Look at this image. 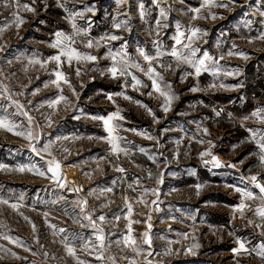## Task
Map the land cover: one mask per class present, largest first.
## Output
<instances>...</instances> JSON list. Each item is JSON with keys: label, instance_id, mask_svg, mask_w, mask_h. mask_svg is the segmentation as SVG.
I'll return each instance as SVG.
<instances>
[{"label": "rangeland", "instance_id": "obj_1", "mask_svg": "<svg viewBox=\"0 0 264 264\" xmlns=\"http://www.w3.org/2000/svg\"><path fill=\"white\" fill-rule=\"evenodd\" d=\"M60 2L64 7L58 6L57 0H36L35 4L33 0H20L21 4L28 3L35 8L34 12H29L18 10L14 0H0V118L26 128L27 118L12 103L17 101L24 105L34 123L41 125L42 142L56 141L58 136L69 138L56 141L52 149L63 165V175L69 182L66 188L27 172L0 170V200L21 205L18 210H13L0 203V235H9L12 240H19L24 247L31 249L26 252L24 247L0 239V264H77L64 250L61 243L64 235L73 239L77 256L86 264H130V261H135V264H264L255 252L239 255L232 252L237 247V239L245 241L250 248L264 243L260 229L254 227L257 223L264 224L254 215L261 201H245L251 205V210H246L241 218L234 212V206L242 199L240 193L228 197V192L214 182L201 183L203 187L197 193L196 185L184 176L174 177L172 172L173 166L178 169L184 162L195 164L200 159L199 153L209 148L208 143L196 142L203 139L214 145L212 153L218 149L223 157L237 161L245 173L258 174L264 182V166L259 163L258 148L252 145L251 133L246 131V128L253 129L259 136L264 133V124L255 118L245 121L243 138L241 127L242 117L257 108H264V38H260L264 34V15H261L264 0H236L229 8H201V16H207L211 11L217 14V19L196 20L192 19L193 13L189 10L200 8L202 0H159V7L154 0H128L120 5L117 0ZM85 6H94L95 11L88 12ZM161 8L165 10L167 19L161 20L157 36L156 19ZM70 12H83V17L76 18V24L88 29L87 36L74 37L73 47L99 59L96 62L73 60L69 64L62 57L60 70L74 86L76 95L67 84L61 83L62 94L70 103L62 101L53 114L47 103L61 92L56 85L45 84L55 79L52 70L56 64L49 62L41 67L29 61H46L56 54L57 49L49 46L55 40V32L73 35L67 19ZM14 14L24 20L19 28ZM114 17L117 21H127L128 29H113ZM177 24L181 25V30H186L189 25L199 27L202 32L192 44L198 49L197 58H202L207 52L218 64L207 61L209 71L197 77L187 65L177 67L172 57L163 56V63L171 64L172 70H157L165 81L171 83L177 97L168 113L161 110L162 98L158 94H147L151 90V81L142 72L131 69L148 86L139 87V90L133 89L131 77H127L128 83L122 87L124 78L113 79L107 72L101 74L112 63L106 56L109 49L112 53L126 52L131 61L139 63L146 71L148 65L138 55L137 49L155 56L157 44L154 42H158L162 51H170L175 42ZM105 33H114L122 39L109 41L108 48L85 47L89 38L97 39ZM229 51L242 52L246 58L238 54L228 55ZM77 67L81 69L79 76L76 75ZM217 67L220 71L214 76L212 70ZM93 68L98 70L92 71ZM225 72L233 75H225ZM185 73L192 74L186 75L182 82L181 76ZM211 84L216 87H209ZM192 87L199 90L192 92ZM121 91L132 99L115 96V103L107 99L106 94ZM137 101L151 108L160 122L155 123ZM117 110L124 117L118 121L122 125L119 135L126 138L122 146L129 149V156L112 154L105 140L96 139L106 136V133L101 121L89 118L107 116ZM216 112L220 115L217 116ZM49 114L53 121L51 127H47L44 120V116ZM74 116L80 118L74 119ZM203 128H207L211 135L204 136ZM124 129L146 132L156 139L148 140ZM226 133H231L233 140L224 148L222 138ZM156 140H159V146ZM65 148L68 152L64 151ZM139 148H143L144 153ZM175 153H179L176 158ZM0 163L11 168L19 164L46 168L44 162L29 150L28 141L4 130H0ZM113 164L126 171L117 172ZM149 172L152 178L148 177ZM161 173L164 178L162 184L157 182ZM108 187H112L113 192L102 191ZM72 188L82 191H70ZM144 189L157 190L159 197L151 192L145 193ZM243 189L248 190L247 187ZM125 196L133 207L130 219L142 222L132 224V235L141 245L139 255L123 241L128 225L124 219L128 215ZM141 197L144 203L140 202ZM77 200L88 202L86 213L80 212ZM154 200L156 204L152 203ZM44 212L50 214L48 219L56 226L57 232L59 228L67 232L54 235V230L44 223ZM85 214H91L105 234L103 260L95 259L99 242L95 239L94 230L90 226L81 227V223L88 225V221L82 218ZM99 215L105 216L103 223L96 219ZM117 216L120 217L118 221L115 219ZM25 217L36 224V233ZM249 220L253 221L252 225L248 224ZM146 222L151 223V248L142 243V234L148 230ZM86 242L89 243L88 248L83 247ZM13 252L20 259L11 255ZM33 252L37 254L33 255ZM45 252L47 257L43 255ZM149 252L152 255H148Z\"/></svg>", "mask_w": 264, "mask_h": 264}, {"label": "snow or ice", "instance_id": "obj_2", "mask_svg": "<svg viewBox=\"0 0 264 264\" xmlns=\"http://www.w3.org/2000/svg\"><path fill=\"white\" fill-rule=\"evenodd\" d=\"M36 0H33V4H35ZM128 0H117V4H124L127 3ZM236 0H202L200 8H192L189 11L193 13L192 19H217V14L214 12H209L207 16H201V8H229L231 5L235 4ZM154 3L157 4L159 7V0H154ZM14 5L15 7L23 10H27L29 12H34L35 8L29 5L28 3H20V0H14ZM57 5L60 7H64V5L60 2V0H57ZM85 10L88 12H94V6L89 7L85 6ZM65 11H68L65 9ZM15 19H16V26L17 28L20 27L22 23H24V20L22 17H20L18 14H14ZM126 15V14H125ZM141 18L144 17V10L143 6L141 5V12H140ZM261 15H264V12L261 13ZM77 17H83V12H70L69 15L67 16V19L69 20L71 27L73 29V35H65L62 31H57L54 33L55 35V40L50 43V47L53 49H57L56 54H53L48 57L46 61H40V60H30L29 63L32 64H40L41 67H44L47 63L49 62H55L56 68L52 70V74L54 75L55 79H52L48 82H46L45 86H47V83H51L56 85L58 89H60L61 83L67 84L71 89L74 95H76V90L74 86L71 85L70 81L66 78L65 73L60 70L61 64H62V57L66 58L69 64L73 60L80 62V61H85V62H96L99 58L96 55H92L90 53H83L77 50L73 45L75 44V36H87L88 35V29L87 28H81L78 27L76 24V18ZM167 16L165 14V10L163 8L160 9V14L159 17L156 19V34L157 36L159 35L158 29L162 26L161 25V20H166ZM113 24L112 27L113 29L119 30L121 28L128 29V22L127 21H117L116 18H113ZM166 26V25H164ZM202 30L195 26V25H189L186 30H181V25L177 24V31L176 35L174 37V44L171 48L170 51H162L161 46L159 45L158 42H154L157 44L156 47V54L155 56L148 54L145 50L138 48L137 53L140 57L143 58V60L147 63L148 67L147 70L145 71L144 68L137 62L131 61L130 58L128 57V54L126 52L120 51L117 53H112L111 50L109 49L108 52L106 53L107 58H109L112 63L110 66L106 67L101 71V74L103 75L105 72H107L111 78L113 79H120L124 78L125 79V84L122 85V87L126 86L128 81L127 77H131V84L134 90H139V87H148L147 85H144L140 79H138L131 69H136L137 71L142 72L150 81H151V86H150V91L147 93L149 96H152L153 93L158 94L159 97L162 98V103L160 104V108L164 113H168L171 111V106L174 100L177 98L175 92L172 89V85L170 82L165 81L163 74L158 71V68H163L165 71H171L172 70V65L167 64L165 65L163 63L162 57L167 55L173 58L175 61L177 67L179 65L184 64L190 67L191 69L194 70L195 76L199 77L202 72H207L209 71L208 64L206 63L209 60H212L213 65H217L218 61L212 59V57L209 56L207 52L203 53L202 58H197V48L192 47L193 42L199 38V35L201 34ZM206 34V33H204ZM260 38H264V34H261ZM122 37L114 34V33H105L104 35L100 36L97 39L89 38L87 40V43L85 44L86 48H108V42L109 41H116V40H121ZM186 41V42H185ZM123 47V46H122ZM187 51H184V50ZM233 54H238L243 58L245 57V54L240 52V53H233L232 51L228 52V55H233ZM220 59H223V56L220 57ZM155 62V66H153ZM92 71L98 70L97 68L91 69ZM219 68H214L212 70V75H217L219 73ZM81 72V69L79 67L76 68V75L79 76ZM192 73H185V75L181 76V81L183 82V79L185 78L186 75H191ZM225 75H233L232 72H225ZM237 75L239 74L238 72L236 73ZM221 87H225V85H220ZM209 87H216L215 84L209 85ZM199 89L197 87H192L190 91L196 92ZM38 91V89L36 90ZM61 94L57 95L54 99L48 101L47 107L49 109L53 110V114L57 110V106L63 101L65 104L70 103L67 97H65L62 94V89H60ZM33 95H35V92H33ZM107 99L113 103H115L114 97L115 96H123L124 99L126 100H131L132 97L126 95L123 91L121 92H116V93H108ZM7 99H11V97H6ZM17 107V109L20 111L22 115H24L27 118L28 125L26 128L17 125L15 122L7 119V118H0V130L7 131L11 133L12 135L22 137L26 141H28V148L29 150L38 156L40 160L44 162V165L46 168H42L40 166H37L36 164H19L15 166L14 168H11L7 164L0 163V170H9V171H15L18 173H30L39 177H43L46 179H49L52 181L54 184H56L60 188H66L68 185V181L65 179L62 168L63 165L60 163L59 160L56 159L52 149L53 145L56 143V141H59L61 139L67 140L69 139L68 137H56V141L49 140L48 142L44 143L42 142V135H41V125L39 123H34V118L29 115L28 111L24 109V105L20 104L17 101H12ZM30 103V102H29ZM138 104H140L139 101H137ZM43 106V105H41ZM141 107H144L150 116H152L153 121L155 123H159V118L156 116V114L153 112L151 108H149L147 105L140 104ZM216 115L219 116L220 112H216ZM229 117L231 118V114H229ZM74 119H79V116H74ZM90 119L93 120H99L102 122L104 131L106 133V136L103 137H96V139H101L105 140L110 147V152L115 155L119 154H124L125 156H129L130 152L129 149L126 147L122 146V142L126 140V138L122 137L119 135V130L122 127L118 123V121H121L124 119V117L120 114L119 110L116 112L110 113L107 116H91L89 117ZM255 118L256 121H258L260 124H264V108H257L254 111H252L248 116H244L241 118V127H245V121ZM44 120L46 121V126L51 127L52 126V119H51V114L44 116ZM125 131H132L135 132L137 135H142L145 139L148 140H154L156 139L152 135L146 133V132H140L136 129H124ZM204 136H210L211 133L207 128L202 129ZM246 131H249L251 133L250 139L255 141L257 148H258V160L261 166H264V133H261L259 136L257 135V132L253 129H247ZM77 139L79 137H76ZM89 139H93V137H89ZM197 143L203 144L206 141L203 139H198L196 141ZM130 143V142H129ZM157 145L159 146V140H156ZM180 141L177 140L176 144L179 145ZM209 144V148L200 152L199 157L202 160L203 164L205 166L211 165L214 168H221V167H235L233 164H228L224 165L213 153H212V142L209 140L207 141ZM65 152H68V149H64ZM139 151L141 153H144L143 148H139ZM179 155V153L174 154V158H176ZM48 157V158H46ZM210 157V159H206ZM102 159H107V157H103ZM149 159H153V157L149 156ZM111 163V161H108ZM155 162V160H154ZM113 167L116 169L117 172L123 173L126 170L122 167H119L115 164H113ZM149 178H152L151 172L148 174ZM250 180L253 182L254 187L259 190L258 194L254 193L253 191H248V190H243L240 188H236L235 191L240 193L242 199L241 202L238 205L234 206V212H237L240 214V217L243 218L245 215L246 210H251V205L247 204L245 201L248 200H256L259 199L261 203L255 208L254 210V215L258 217L260 220L264 221V184H261L258 182V177L253 175L250 177ZM158 183H163V173L160 174V178L157 181ZM197 193H199V190L203 187L200 184H197L196 186ZM129 188H132L131 185H129ZM70 191L73 192H80L82 189L80 188H72L69 189ZM135 191V189H132ZM103 192H108L111 193L113 192L112 187H108L102 190ZM145 193L151 192L153 195L159 197V192L155 189H144ZM125 204L127 205V211L128 215L124 217L125 220L128 221L127 225V235L123 237V241L125 246L132 247L134 251H136L137 255L140 254L141 250V245L138 244L137 240L133 237V228L132 224L133 223H142L141 221H133L130 219L132 212H133V207L132 204L128 201V198L125 196L124 197ZM141 203H144L145 201L143 200V197L140 199ZM0 203L8 205L10 208L13 210H18L19 207L21 206L18 203H10L8 200H0ZM55 203V201H53ZM87 201L86 200H77L76 204L80 208V212L82 214L86 213V206H87ZM153 204H156L157 201H153ZM106 206V205H102ZM44 216V223L51 229H53V234L57 235L60 233H66L67 230L64 228H59L58 232L56 231V226L51 224L48 217L49 213L44 212L42 214ZM83 220L88 221V225H84L81 223V227H86L90 226L95 233V239L99 242L98 246H96L98 250V254L95 256L96 260H103V248L105 247V234L101 228H99L96 224V220L93 219V216L91 214H85L83 215ZM235 218V217H233ZM96 219H98L101 223L105 221V216L104 215H99ZM115 219L118 221L120 219L119 216L115 217ZM151 217L149 216V221ZM25 220L28 221V223L31 224L32 231L33 233H36L37 231V226L36 224L31 221L28 217H25ZM75 222H80V221H75ZM147 223V228L148 230L145 231L143 235V245H147L148 248H151L152 244V237L150 235V230H151V223ZM249 225L253 224V221L249 220L248 221ZM254 227L260 229V234L264 236V224H255ZM115 235V233H113ZM0 239L6 240L9 243L15 244L17 247H24V245L19 241V240H12V238L9 235H0ZM36 242L39 243L38 237L35 238ZM61 243L63 244L64 250L66 254L73 259L77 261V264H86L85 261L80 260L79 257L77 256L76 248L74 247L73 244V239L70 238L67 235L62 236L61 238ZM119 243V241H117ZM237 247L232 249V252L234 255H239L241 253H246V254H252L255 252V254L261 259L264 260V243L260 244L259 246L255 248H250L246 246V242L240 239L236 240ZM197 245H194V247ZM83 247L88 248L89 243H84ZM24 251H31V249L24 247ZM36 252H33V255H36ZM11 255L16 256V253H11ZM45 257L48 256V253L45 252L43 254ZM148 255H152L151 252L148 253ZM17 259H20V257L16 256ZM130 264H135V261H130Z\"/></svg>", "mask_w": 264, "mask_h": 264}, {"label": "crops", "instance_id": "obj_3", "mask_svg": "<svg viewBox=\"0 0 264 264\" xmlns=\"http://www.w3.org/2000/svg\"><path fill=\"white\" fill-rule=\"evenodd\" d=\"M242 131H243V135H242V138H243L244 131H245L244 127H242ZM232 140H233L232 134L226 133L224 137L222 138V143L224 145V148H226L227 145ZM251 141H252V145L257 147L255 141L253 140ZM205 143H207V141ZM213 154L224 165L233 164L235 165V167L225 166L221 168H214L211 165L205 166L202 160L198 159L195 164L193 163L191 164L190 161L184 162L180 164L178 169L176 166H173V169H172L173 176L177 177V175H179V177L177 178H181L182 176H184L186 180L190 181V183L194 185H197V184L201 185V183L207 184L210 182H214L215 185L220 186L222 190H226L228 192L227 193L228 197H233L236 195V193H238L237 191H235L236 188L243 189L244 187H247L248 190L253 191L254 193L258 194L257 190L252 185V181L250 180V177L253 175L245 173V171H243L242 168H240L237 165V161L234 162L230 160L229 157H223L222 155H220L218 152V149L213 151ZM206 159H210V157ZM255 176H257L264 184L263 179L261 178L260 175L257 174ZM174 180H176V178ZM177 206L178 208L180 207V205H177ZM175 209H176V206H175Z\"/></svg>", "mask_w": 264, "mask_h": 264}, {"label": "built area", "instance_id": "obj_4", "mask_svg": "<svg viewBox=\"0 0 264 264\" xmlns=\"http://www.w3.org/2000/svg\"><path fill=\"white\" fill-rule=\"evenodd\" d=\"M258 182H259V183H261V184H263V183H262V181H261L259 178H258ZM252 185H253V187H254V184H253V182H252ZM254 188H255V187H254ZM255 189H256V188H255ZM256 190H257V192H259V190H258V189H256Z\"/></svg>", "mask_w": 264, "mask_h": 264}]
</instances>
